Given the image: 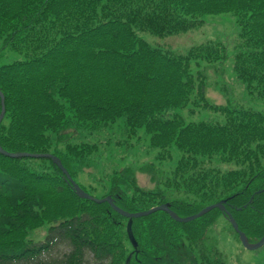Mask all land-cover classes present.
Here are the masks:
<instances>
[{
  "label": "trees",
  "instance_id": "obj_1",
  "mask_svg": "<svg viewBox=\"0 0 264 264\" xmlns=\"http://www.w3.org/2000/svg\"><path fill=\"white\" fill-rule=\"evenodd\" d=\"M225 14L243 36L231 52L215 38L178 53L140 36H174ZM0 40L3 151L51 154L74 180L106 146L136 152L146 142L160 165L139 170L156 189H143L125 165L101 176L103 197L127 213L166 205L181 219L218 202L224 210L190 223L157 212L133 219L127 232V219L78 199L50 160L0 155V264H227L207 237L226 212L249 243L263 238L264 113L230 100L217 106L207 89L208 72L221 80L229 62L244 93L264 104V0H0ZM6 49L22 59L4 63ZM198 111L218 117L183 118ZM80 133L96 144H82ZM46 197L71 198L76 209L49 217Z\"/></svg>",
  "mask_w": 264,
  "mask_h": 264
},
{
  "label": "rangeland",
  "instance_id": "obj_2",
  "mask_svg": "<svg viewBox=\"0 0 264 264\" xmlns=\"http://www.w3.org/2000/svg\"><path fill=\"white\" fill-rule=\"evenodd\" d=\"M233 22L234 19L229 14L206 16L203 21L197 22L185 33L177 34L173 37H155L146 32L140 33V36H142L143 40L152 47L168 49L172 52L178 53H183L191 47L204 43L208 39L215 38L225 41L227 43V48H229V52H231L232 48L237 46L239 39L243 38ZM4 55V63L22 59L20 54L11 49H6ZM222 68H224V70L221 80H219V76L214 75L213 71L208 72L207 96L210 97V100L217 106L224 105L226 101L230 100L234 104L249 107L264 113V104L260 101L258 94L253 93L248 95L247 93H244L243 86L234 79L231 72V63L228 62L222 66ZM182 115L186 121L190 122H198L204 118L215 119L218 117V114L212 111H198L191 117H188L186 113H183ZM112 130L117 136L116 139L119 140L120 136L118 135L120 134V130H118L117 126H113ZM77 137H80L79 140L82 144H96V139H87L88 135L85 133H80L78 136L76 135L75 139ZM99 141L102 142L103 137H101ZM140 144L141 145L136 152H133L134 148L132 146L127 148L123 146H106V152L101 151V154H103L100 157V160L91 163L85 161L81 163L79 168L74 170V173L76 174L75 182L86 188H88V186L92 187L94 194H91V196L99 199L104 196V191L102 189H105L104 186L99 184L101 176L104 174H110L114 169H120L125 165H131L132 168L135 169V176L138 184L145 190H155L156 185L153 175L146 171H140L139 168L147 164L157 165L159 162L154 160L157 156V152H149L146 148V142ZM215 165L223 169L229 168V166L225 164L216 163ZM161 167L166 170L173 169L174 162H162ZM101 191H103V193ZM46 198L47 201H49L46 214L52 218L56 217L55 212L60 208L67 212L70 209L75 210L77 206V202L71 198ZM47 228L48 225H44L36 229L31 237L35 241L42 240L45 237ZM207 237L209 242L215 244L218 249L223 252L227 264H264V245L255 251L244 249L225 216H222L217 220L209 230Z\"/></svg>",
  "mask_w": 264,
  "mask_h": 264
},
{
  "label": "water",
  "instance_id": "obj_3",
  "mask_svg": "<svg viewBox=\"0 0 264 264\" xmlns=\"http://www.w3.org/2000/svg\"><path fill=\"white\" fill-rule=\"evenodd\" d=\"M4 103H3V99L1 100V112H0V123L3 119L4 116ZM0 154L3 155L4 157H8L11 159H18V158H31V159H50L52 160L53 164L55 166H57L60 171L63 173V175L66 177V179L68 180V182L70 183L72 189L75 191L76 195L78 196V198L83 199V200H88L91 202H94L96 204H102V203H108L110 205V207L117 212L118 214H120L122 217L126 218L129 220V223L132 219H137V218H141V217H146L148 215H151L153 213L156 212H165L166 214H168L173 220H175L176 222L179 223H188V222H192L198 218H200L201 216H203L204 214L214 210V209H221L222 204L218 203L212 206H208L206 208H204L203 210H201L199 213H197L196 215L187 218V219H177L172 212L166 207V206H159L156 208H153L151 210L145 211V212H141V213H137V214H127L124 212L119 211L112 203V201L109 198H104L101 200L98 199H94L92 197H90L89 195H87L85 192H83L74 182H72V180L70 179L69 175L67 174L66 170L62 167L60 161L51 156V155H31V154H8L5 153L4 151H2V149L0 148ZM227 217L229 219V222L233 228V230L237 233L238 237H239V241L241 243V245L247 249V250H256L260 247H262L264 245V237L262 238V240L256 244V245H249L247 244V241L245 239V236L238 230V227L235 223V221L232 219V217L227 214Z\"/></svg>",
  "mask_w": 264,
  "mask_h": 264
}]
</instances>
